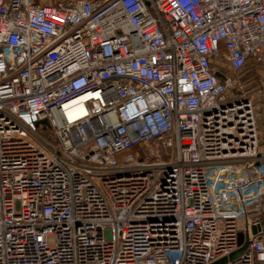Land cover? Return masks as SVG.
<instances>
[{"label":"built area","instance_id":"2783aa9c","mask_svg":"<svg viewBox=\"0 0 264 264\" xmlns=\"http://www.w3.org/2000/svg\"><path fill=\"white\" fill-rule=\"evenodd\" d=\"M251 66L264 0H0V264H264Z\"/></svg>","mask_w":264,"mask_h":264},{"label":"crops","instance_id":"0c3cea01","mask_svg":"<svg viewBox=\"0 0 264 264\" xmlns=\"http://www.w3.org/2000/svg\"><path fill=\"white\" fill-rule=\"evenodd\" d=\"M260 68L254 69L253 66L249 67L248 70L250 71H256L259 70ZM250 84L253 85V88L255 90V98L258 96L264 95V78H258V80H249ZM256 115L258 118L259 122V128H260V133L262 134V140L264 141V108L260 107L259 104L256 105Z\"/></svg>","mask_w":264,"mask_h":264},{"label":"rangeland","instance_id":"374dc122","mask_svg":"<svg viewBox=\"0 0 264 264\" xmlns=\"http://www.w3.org/2000/svg\"><path fill=\"white\" fill-rule=\"evenodd\" d=\"M249 68L244 69L239 77L243 80V81H249V80H258V78H264V71H262L261 69L256 70L255 72L248 70ZM250 85V84H249ZM254 103L255 105L259 104L260 107L264 108V95L258 96L257 98L254 99ZM49 242H51V240H49Z\"/></svg>","mask_w":264,"mask_h":264},{"label":"water","instance_id":"95a60500","mask_svg":"<svg viewBox=\"0 0 264 264\" xmlns=\"http://www.w3.org/2000/svg\"><path fill=\"white\" fill-rule=\"evenodd\" d=\"M215 74L217 76L223 78V76L221 74H219L218 72H215ZM253 233H254V229H253ZM248 241H249L248 237H246L245 243H244V245L242 247H240L236 251L231 252V254L228 257H222V258H220V259H218L215 262H212L210 264H224L227 260H231L232 258L237 256L238 254H241L245 250V248H246V246L248 244Z\"/></svg>","mask_w":264,"mask_h":264}]
</instances>
